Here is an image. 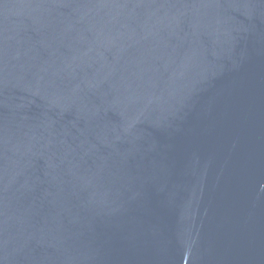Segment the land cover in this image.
<instances>
[{
    "label": "water",
    "instance_id": "1",
    "mask_svg": "<svg viewBox=\"0 0 264 264\" xmlns=\"http://www.w3.org/2000/svg\"><path fill=\"white\" fill-rule=\"evenodd\" d=\"M0 264H264V0H0Z\"/></svg>",
    "mask_w": 264,
    "mask_h": 264
}]
</instances>
